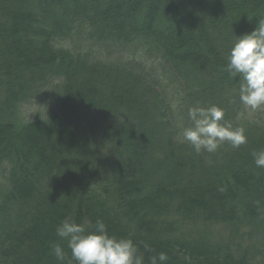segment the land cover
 <instances>
[{
    "label": "trees",
    "instance_id": "1",
    "mask_svg": "<svg viewBox=\"0 0 264 264\" xmlns=\"http://www.w3.org/2000/svg\"><path fill=\"white\" fill-rule=\"evenodd\" d=\"M261 17L264 0H0V264H58L50 245L68 251L56 234L66 217L104 221L145 264L159 252L167 264H264V168L253 158L264 117L235 122L239 148L197 154L175 141L155 80L64 45L82 31L96 44L144 43L190 105L225 100L226 114L239 100L230 48ZM43 85L57 89L54 104L20 116Z\"/></svg>",
    "mask_w": 264,
    "mask_h": 264
},
{
    "label": "clouds",
    "instance_id": "2",
    "mask_svg": "<svg viewBox=\"0 0 264 264\" xmlns=\"http://www.w3.org/2000/svg\"><path fill=\"white\" fill-rule=\"evenodd\" d=\"M227 71L238 81L237 91L244 112L238 116L264 111V17L251 32L236 36L228 55ZM188 126L181 124L180 135L199 154L213 153L227 142L233 148L247 143L243 126L225 120V110L218 105H194L187 109ZM255 165L264 168V150L253 153ZM57 236L67 244L50 245L58 264H145V252L131 238L109 233L104 221L85 219L77 222L66 217L56 227ZM144 250H154L143 245ZM165 252L151 254L147 264H167Z\"/></svg>",
    "mask_w": 264,
    "mask_h": 264
},
{
    "label": "rangeland",
    "instance_id": "3",
    "mask_svg": "<svg viewBox=\"0 0 264 264\" xmlns=\"http://www.w3.org/2000/svg\"><path fill=\"white\" fill-rule=\"evenodd\" d=\"M78 37L69 39L64 42V45L69 47L72 51H77L85 53L89 56L88 59L91 61L98 60L102 63L113 62L117 66H124L126 68L132 69L133 73H139L142 75V82H149L155 80L159 90L167 98V103L172 108V113H170L172 121L175 122V141L183 140L180 135V126H188L189 121L185 120V116L178 109H182L184 105L186 108L191 107V105H200V106H210L215 104L211 99H208L209 103L204 102L203 99L198 96L195 102L191 105L188 101L185 93L179 89L178 86L170 77V71L167 68L166 64L156 57L155 52L147 48V45L140 43L135 46H107L105 43L96 44L94 41L86 38L87 34L82 31ZM149 49V51H148ZM204 88V87H203ZM55 89V90H54ZM197 90H202L198 88ZM56 91V92H55ZM55 95V96H54ZM205 95H211L213 97L219 98L221 92L215 90L214 92L205 93ZM54 97H57V89L52 85L42 86L40 91L34 92L29 96V99L25 100V104L19 109V115L25 119L34 118L40 114H44L46 110L54 104ZM206 104V105H205ZM220 107L224 108L229 107L228 103L224 100ZM233 108L228 109V113L225 114V120L231 122L234 126L235 122L238 123L239 119L247 117L249 119L257 120L264 117V111H258L251 114H245L244 116H238L239 113L244 112L243 105L240 103V100H232ZM161 120V118H160ZM234 121V122H233ZM99 125L102 123L99 120ZM239 124V123H238ZM102 126V125H100ZM224 232L222 231L221 235ZM264 256V255H263ZM263 260L262 258H259Z\"/></svg>",
    "mask_w": 264,
    "mask_h": 264
}]
</instances>
